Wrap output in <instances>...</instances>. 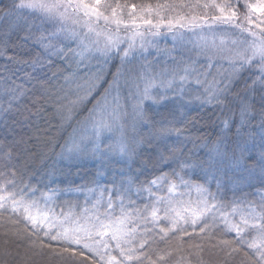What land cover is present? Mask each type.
Instances as JSON below:
<instances>
[{
    "label": "snow or ice",
    "instance_id": "1",
    "mask_svg": "<svg viewBox=\"0 0 264 264\" xmlns=\"http://www.w3.org/2000/svg\"><path fill=\"white\" fill-rule=\"evenodd\" d=\"M126 8L118 0H12L5 13L23 22L28 35L21 39L40 49L35 60L22 62L33 70L44 64L42 57L48 63L53 56L70 60L86 74L78 87L88 94L106 66L116 68L89 116L73 130L71 147L63 150L66 158H130L134 141L123 134L115 143L108 141L112 133H122L128 108L136 119L145 120L146 102L168 112L159 121V135L179 134L168 126L173 122L168 117L174 119L191 102L181 86L196 69L176 64L159 73H129L125 79L124 69L137 54L144 56L155 48L162 28L173 33L174 41L186 33L196 36L192 43L197 50L221 55L229 66L221 80L214 81L216 87L197 101L222 103L231 82L248 74L246 96L259 91L260 108L256 111L247 102L240 105L237 133L250 125L254 112L264 133V0H164L132 4L127 13ZM11 48L8 39L0 38V56ZM93 66L96 72L91 71ZM25 91L13 82L7 108L0 111L11 110ZM64 110L63 105L55 109ZM233 122L231 114L222 121L225 129ZM249 139L250 135H241L230 157L220 141L212 149L214 163L201 177L185 179L196 165L176 160L170 172L140 183L133 179L111 186L96 183L82 204L63 205L59 203L63 190L21 163L17 149L24 141L0 142V264H264V192L237 197L243 188L234 182L230 198L220 178L225 167L251 159L246 155ZM258 166L264 178V151ZM249 174L251 179L250 169ZM260 186L264 188V179Z\"/></svg>",
    "mask_w": 264,
    "mask_h": 264
},
{
    "label": "trees",
    "instance_id": "2",
    "mask_svg": "<svg viewBox=\"0 0 264 264\" xmlns=\"http://www.w3.org/2000/svg\"><path fill=\"white\" fill-rule=\"evenodd\" d=\"M118 2L129 6L125 9L127 13L132 4L139 7L146 3H163L164 0ZM217 2L223 3L225 0ZM11 3L12 0H0V38L8 39L13 45V48L0 56V107L7 108L8 92L13 87V82L15 85H23L26 91L13 103L11 110L0 111V142H10L13 139L24 141L17 149L21 163L28 166L30 173L54 181L52 186L63 190L59 203L82 204L86 196H90L88 189L95 187L96 183L111 186L114 181L119 183L122 179H133L137 183L152 179L162 172H170L176 167V160H188L196 165L185 179L201 177L209 163H214L210 159L213 156L212 149L223 141V149L228 150L230 157L231 150L241 135H250L249 151L246 155L251 159H245L238 167H225L220 178L230 198L233 196L232 190L236 187L234 182H239L243 188V192L235 193L237 197L254 190L264 192V188L260 186L264 178L261 177L258 166L261 163V152L264 151V133L261 132L259 116L254 112L250 125L237 133L240 105L247 102L258 111L259 91L246 96V82L250 85L251 80H248V74L244 73L238 80L231 82L227 97H221L222 103L204 104L197 101L196 97H203L206 90L216 87L214 81H220L222 75L229 71V66L223 64L216 55L210 56L208 52L197 50L192 43L197 39L196 36L186 33L182 39L177 38L174 41L173 33L164 28L160 29L161 36L156 38L158 42L155 48H150L144 56L137 54V58L127 65L124 69L125 79L129 73L133 76L145 71L159 73L174 68L176 64L196 69V73L189 76L181 86L182 90L189 94L185 99L191 102L179 109L174 119L168 117L173 120L168 126L180 130L179 134L171 132L166 136L159 135V121L162 117H167L168 112L146 102L145 120L136 119L131 108H128L127 116L121 121L122 133H112L113 139L108 141L115 143L121 134L134 141V151L130 158H66L67 153L63 150L65 147H71L73 130L89 116V110L108 88L112 78L110 73H114L116 68L106 66L104 76L97 81V87L86 94L78 87L83 83L86 74L77 71V65L70 60L53 56L51 63H48L47 58L42 57L45 60L43 65H37L35 70L28 67L22 62L35 60L40 54V49L21 39L28 35L23 22L5 16ZM127 18L125 15V19ZM149 18L155 22L154 17ZM31 23L34 21H30ZM165 36L166 39L163 38ZM8 57L13 59L9 60ZM95 63L92 62L93 65ZM91 71L96 72L97 69L93 66ZM201 72H210L211 75H200ZM41 84L44 85L43 88ZM220 86L223 87V84ZM44 92H50L51 95L42 96ZM77 97L82 99L75 105L71 104V101H77ZM60 105L65 108L62 113L55 111ZM229 114L233 115L234 122L225 129L222 121L227 119ZM162 156L164 159H161ZM192 196L195 198V191Z\"/></svg>",
    "mask_w": 264,
    "mask_h": 264
},
{
    "label": "rangeland",
    "instance_id": "3",
    "mask_svg": "<svg viewBox=\"0 0 264 264\" xmlns=\"http://www.w3.org/2000/svg\"><path fill=\"white\" fill-rule=\"evenodd\" d=\"M204 35H208V34H204ZM218 46H219V45H218ZM222 47H227V45H224V46H222ZM207 52H208V54H209L210 56H212V55H216L219 59H221V61H222L223 64L228 65L227 63L224 62V57H223V56H221V55H217V54H214L212 51H207Z\"/></svg>",
    "mask_w": 264,
    "mask_h": 264
}]
</instances>
